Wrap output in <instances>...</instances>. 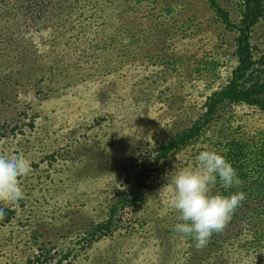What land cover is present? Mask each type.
I'll return each instance as SVG.
<instances>
[{
    "label": "rangeland",
    "instance_id": "rangeland-1",
    "mask_svg": "<svg viewBox=\"0 0 264 264\" xmlns=\"http://www.w3.org/2000/svg\"><path fill=\"white\" fill-rule=\"evenodd\" d=\"M221 3L237 21L240 0ZM28 5L0 11V152L30 162L19 178L23 199L0 201V264H211L207 247L191 259L197 249L187 254V239L172 231L171 176L200 150L218 152L216 137L252 138L263 113L225 112L194 145L157 164L133 206L121 202L135 163H149L147 147L190 126L236 67L238 32L207 0H68L49 22L32 23ZM250 44L260 57L264 18ZM113 204L117 226L107 232ZM241 229L238 222L229 231Z\"/></svg>",
    "mask_w": 264,
    "mask_h": 264
},
{
    "label": "trees",
    "instance_id": "trees-1",
    "mask_svg": "<svg viewBox=\"0 0 264 264\" xmlns=\"http://www.w3.org/2000/svg\"><path fill=\"white\" fill-rule=\"evenodd\" d=\"M66 1L68 0H0V11L3 15L12 9H24L28 3L31 9L30 23L41 19L49 22L53 9L64 8L62 4ZM139 1L140 3L159 2V0ZM207 1L222 22L238 32L237 65L227 76L221 78L223 85L212 89L203 103V113L190 126L182 130L177 129L170 137L155 140L151 146L147 147L142 163H149L143 164L142 168L135 163L136 170L128 174L130 177L126 179L128 195L126 194L127 197L121 202L125 206H127L126 203L130 206L135 204L141 190L147 186V180L151 174L158 170L159 162V166L163 168L178 152L194 145L201 135H206L207 129L210 131L209 128L212 125L224 119L225 112L241 107L248 110L249 116L250 110H253L254 114H264V51L261 52L260 57L256 58L250 44L251 29L264 18V0H240L237 21L230 18L221 0ZM167 9L171 10L172 7ZM63 12L68 13L67 10ZM63 12L58 15L62 16ZM208 65L213 74H217L216 63L209 62ZM215 139L216 148H219L218 153L224 155L232 164L241 180L240 185L229 191H242L245 193V199L236 208L223 230L213 233L203 248L207 247L210 250L206 255L210 257L211 264H231L228 262V254L233 257L234 264H243L242 261L249 264H264V127L252 138L232 133ZM155 153L156 155H153ZM217 190L224 191L219 186ZM252 203L256 206L250 210L249 206ZM114 214H116V205L113 204L112 211L108 213L107 221L104 223L106 231L117 226ZM238 222L242 223L243 229L229 231ZM97 228L99 231L102 229L100 226ZM186 242L185 251L187 254L193 253L196 248L194 241L187 239ZM203 248H196L195 256L192 254L190 258H198L200 252L203 255ZM202 263L200 259L199 264Z\"/></svg>",
    "mask_w": 264,
    "mask_h": 264
},
{
    "label": "clouds",
    "instance_id": "clouds-1",
    "mask_svg": "<svg viewBox=\"0 0 264 264\" xmlns=\"http://www.w3.org/2000/svg\"><path fill=\"white\" fill-rule=\"evenodd\" d=\"M29 172L30 162L23 155L0 152V201L11 204L23 199L19 178ZM170 184L172 191L165 203L178 213L172 231L194 241L197 249L206 246L213 233L223 230L245 199L244 192L229 191L241 184L232 164L209 149L196 154L193 166L176 170ZM217 185L224 191L213 192ZM4 215L6 209L0 206V217Z\"/></svg>",
    "mask_w": 264,
    "mask_h": 264
}]
</instances>
